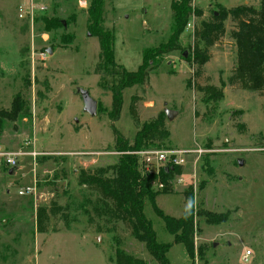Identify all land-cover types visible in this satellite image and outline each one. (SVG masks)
Returning a JSON list of instances; mask_svg holds the SVG:
<instances>
[{"label": "rangeland", "instance_id": "rangeland-1", "mask_svg": "<svg viewBox=\"0 0 264 264\" xmlns=\"http://www.w3.org/2000/svg\"><path fill=\"white\" fill-rule=\"evenodd\" d=\"M19 1L0 0V109H8L15 93L21 92L29 115L4 120L0 146L16 151L33 148L36 155H23L12 174L0 167V264H115L116 249L145 264H158L122 223L107 232L108 225L90 217L87 200L95 196L76 182L78 169L106 166L119 159L122 153L113 148V127L132 139L136 128L129 105L134 94L139 97L140 120L164 108L172 111V118L165 117L170 134L164 145L131 154L140 163L149 157L152 167L157 166V150L176 151L183 159L181 174L171 180L173 192L157 193L158 208L178 217L184 205L182 192L191 188L196 210L230 212L219 224H208L195 214L193 249L188 254L181 243L172 242V234L146 198L143 213L156 240L171 243L166 253L169 263L264 264V91L226 84L236 61L230 18L224 21V34L209 47L210 59L194 80L195 66L186 60L191 54L193 26L210 19L220 6L258 7L260 0H192L201 15L190 17L180 36L183 49L163 55L147 84L122 91L116 120L107 114L111 94L96 85L99 45L86 27L87 6L79 7L76 0H36L47 8L30 22L18 18ZM170 1L104 0V26L114 34L116 63L134 71L144 49L168 39ZM43 17L58 18L60 27L44 31ZM221 81L225 83L223 98L205 102L196 84L220 87ZM77 87L87 89L96 100L93 115L83 111ZM25 141H33V146L26 147ZM26 187L32 191L20 195L18 190ZM160 189L153 185L154 191ZM51 201L66 207L69 226L57 215L49 218L46 232H38L36 208Z\"/></svg>", "mask_w": 264, "mask_h": 264}, {"label": "trees", "instance_id": "trees-1", "mask_svg": "<svg viewBox=\"0 0 264 264\" xmlns=\"http://www.w3.org/2000/svg\"><path fill=\"white\" fill-rule=\"evenodd\" d=\"M170 35L165 42L146 48L142 52L141 63L136 70L128 71L114 59V34L112 29L104 26V0H89L86 7V27L91 36L98 40L99 52L94 67L97 76L96 85L111 94V105L107 112L111 120L119 116L122 104V91L127 87L143 86L149 81V73L156 69L162 56L181 51L180 36L185 30L191 16H200L201 10L192 5V0H171ZM230 18L233 23L229 31L236 47V61L227 78L226 84L237 86L249 91H264V0L258 7L239 4L229 8L220 6L212 12L210 19L201 20L192 27L191 54L186 58L195 69L193 80L200 75L202 66L209 61V47L215 44L225 32L224 21ZM43 30L49 32L60 27L56 17L42 18ZM202 44V46H200ZM188 79L187 86L190 85ZM213 84H196V89L202 93L205 102H216L223 98L222 88ZM29 86L27 76H24V88ZM137 95L131 96L129 113L135 125L132 139L122 135L113 127V148L121 152L117 162L93 169L80 168L76 174L78 185L84 186L94 194V200H87L90 206V217L103 221L107 232H114L115 224L120 222L128 229L130 235L144 245L145 250L158 264H170L166 256L171 243H161L156 240L151 222L143 213L145 199L148 198L154 212L163 220L165 229L172 234L173 243H181L188 254L192 253L194 236V215L204 218L208 224L225 222L230 212H211L205 209H195L193 191L188 188L182 192L183 208L178 217L165 214L158 208L155 197L157 193H170L173 176L182 172L181 165L162 167L159 172L145 170V161L139 162L131 152L151 148L154 144L164 145L169 139L164 110L154 117L140 120L137 111ZM29 115L28 102L21 92L15 93L8 109H0V134L4 120H15L20 116ZM166 168V169H165ZM4 169V168H3ZM162 182L163 187L153 190L156 182ZM66 207L51 201L49 205L38 206L35 211L36 230L46 232L50 217L60 215L65 225L69 226ZM91 220V218H89ZM119 240L116 238V243ZM115 264H145V262L123 250H115Z\"/></svg>", "mask_w": 264, "mask_h": 264}, {"label": "built area", "instance_id": "built-area-1", "mask_svg": "<svg viewBox=\"0 0 264 264\" xmlns=\"http://www.w3.org/2000/svg\"><path fill=\"white\" fill-rule=\"evenodd\" d=\"M77 5L79 7H86L88 6V0H76ZM17 16L20 20L27 19L30 22H33L34 17L38 15V13H42L46 10V5H43L39 2H36V0H20L17 4ZM189 25V24H187ZM187 27V26H186ZM45 55V53H43ZM33 141H25L24 145L27 146H33L31 145ZM149 154V152H146ZM176 151H164V150H157L154 151L155 154V160L157 163V166L152 167L150 158L147 157L145 159V170L148 172H159L160 168L162 167H172L174 165H181L183 162L182 158L177 157ZM23 155H29L31 157H35L36 152L33 150L28 151H16V150H9L2 148L0 146V167L4 168L5 170H16L19 167V161L20 158ZM174 155V157H173ZM151 166V168L149 167ZM159 188L163 187V183L158 181L155 183ZM32 191V188L26 187L23 189L18 190V193L20 195H25L27 193H30Z\"/></svg>", "mask_w": 264, "mask_h": 264}, {"label": "water", "instance_id": "water-1", "mask_svg": "<svg viewBox=\"0 0 264 264\" xmlns=\"http://www.w3.org/2000/svg\"><path fill=\"white\" fill-rule=\"evenodd\" d=\"M185 56V52L183 53ZM76 91L78 94H80L82 102H83V111L93 115L96 111V107H97V102L96 100H94L87 89L83 88V87H77ZM165 114H166V118L171 119L172 118V111L164 108L163 109ZM238 164L242 165L243 164V160L238 158L237 159ZM166 169V168H165ZM13 170L10 169L8 170L9 174H12Z\"/></svg>", "mask_w": 264, "mask_h": 264}]
</instances>
